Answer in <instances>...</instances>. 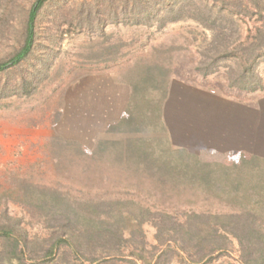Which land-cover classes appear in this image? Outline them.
<instances>
[{
    "label": "rangeland",
    "instance_id": "obj_1",
    "mask_svg": "<svg viewBox=\"0 0 264 264\" xmlns=\"http://www.w3.org/2000/svg\"><path fill=\"white\" fill-rule=\"evenodd\" d=\"M83 1L101 2L95 10L101 18L109 14L101 26L69 23L61 15L53 23L58 6ZM153 1L139 21L122 12L123 0H54L40 21L41 46L28 62L0 74V225L15 226L30 240L24 255L0 240V264H238L246 217L261 218L264 227V208L233 207L249 201L245 194H258L252 187L244 192L242 185L230 198L224 192L238 183L232 176L244 182L242 168L250 158L235 168L237 158L209 161V155L173 146L160 112L172 81L235 96L254 93L229 85V62L219 61L220 69L207 76L197 66L215 42L244 41L259 22L242 11L237 31H221L202 10L214 0H169L171 13L162 10V0ZM34 2L0 0V16L6 4L4 19L20 24ZM136 6L135 13H142ZM114 10L119 15L110 14ZM13 41L0 33V54ZM258 73L262 91L264 62ZM20 77L26 80L15 86ZM203 170L212 176L211 190L201 184ZM193 211L231 218L214 233L231 239L227 248L204 263L189 251L186 234L198 229ZM66 218L100 220L101 228L124 241L112 243L105 233L77 252L65 245L51 250L56 238L50 225Z\"/></svg>",
    "mask_w": 264,
    "mask_h": 264
},
{
    "label": "trees",
    "instance_id": "obj_2",
    "mask_svg": "<svg viewBox=\"0 0 264 264\" xmlns=\"http://www.w3.org/2000/svg\"><path fill=\"white\" fill-rule=\"evenodd\" d=\"M109 1L111 0H108V2ZM162 1V10L167 13L174 11L175 6H170L168 2L169 0ZM214 1L215 2L212 0V4L205 3L203 5L205 9L202 10L209 13L216 23L219 22V24H216L215 26H222L221 31L232 27L235 29V26L237 31L239 13H242V11L247 13L250 17L256 16L259 25L255 27V32L249 36L248 39L244 41H239L238 39L237 44H234L233 46L225 41L219 44L215 42L208 51L206 50L201 54L202 58L197 66L198 71L205 76L211 75L220 69V64L218 63L222 60L226 63H231V65L228 66L229 85L231 87H237L249 92H255L262 89L263 78L258 73V66L264 62V0ZM53 2L54 0H35L34 4H32L27 10L25 18L20 24H16L14 20H10L9 18L7 20L4 19L6 8L9 9V6H6V4L3 5L2 9L3 11L5 10V13L1 14L2 16H0V20H2L4 24L2 23L3 26L0 33L6 36L7 34L14 36L15 41H13L10 50L0 54V74L7 73L9 69L20 67L28 62L36 52L38 46H41L44 39H42L43 37L40 32V21L46 12V9L49 8ZM95 2L96 3H93L92 1H83L79 4H73L70 6H58L55 11L53 23L56 25L58 21L56 18L61 15V17L65 18L69 23L75 22L79 25H87L90 23L101 26L109 14L106 15L105 18H101L100 13L95 10V7L100 8L101 2ZM152 2L154 1L123 0L122 12L133 13L140 21L142 17L150 14L148 9H150L149 7L152 5ZM138 3L143 11L142 13H135L134 11L136 7H138L136 6ZM78 6L79 9L76 8ZM180 9L184 11L185 7ZM94 12L96 15L93 17ZM113 13H117V10H114L110 14ZM117 14L119 15V12ZM96 17L98 18L96 19ZM225 36L224 33L222 38L225 39ZM211 51L216 52L217 55L209 56ZM43 61L44 60H41L42 63ZM31 77L33 78L34 76ZM22 79L26 80L25 77L18 78L15 86H19V82L22 84ZM166 91L167 88L164 93L165 97L163 98L162 105L166 98ZM32 93V90L28 92V94ZM149 101H152V99ZM160 112L162 116V106ZM201 165L209 169H213L215 166L218 167L217 164L211 163H203ZM191 171L201 173L199 170L195 171L193 169ZM202 173L204 174L201 184L205 190H211L210 184H212V176L210 177V173L206 170H203ZM243 174L246 175V177L242 183L240 178L233 176V180L238 183H230V181H227V183L230 184H228V190H224V192L226 191L228 198L232 197V193L239 190L238 188H241L242 185L244 192L245 190H248L245 188L248 185L258 194L250 197L248 194H245L244 199H249V201L246 203L235 204L233 207L244 208L249 205V207L257 206V208H264V164L259 158L253 157L242 168V175ZM225 185L226 184L224 183L222 188L226 187ZM252 199H257L254 204L252 203L253 201H251ZM229 204L231 203H228V205ZM245 213L247 215H255L251 210H246ZM190 217L195 220L198 227L194 234H186L190 245L189 251L191 249L195 250L192 257H197V260H195L196 262H206L205 257H212L214 253L227 248L228 240L231 239L222 234H214L218 231L221 232L220 229H226L227 225L231 223V218L227 212L213 215L210 213L207 214L205 212L193 211L190 214ZM261 223L262 221L259 217H246V221H244L245 232L242 233L243 237L238 239L237 242L240 250V261L238 264H264V227L261 226ZM101 224L100 220L82 218L74 221L72 218H66L65 222H58L55 225H50V227L55 229L54 238H56L55 242L51 244V250L55 247L56 250H58L62 245H65L68 249L77 252L86 248L87 243H90L93 239H105V237H107V234L105 233H110L109 238L111 239L109 240L112 243L120 244L124 241L122 234L111 233V229L108 230L107 228H101ZM16 230L15 226L9 224L0 225V240L3 243H11L14 251L16 250L17 255H24L30 245V240L27 235L23 237L20 234H17ZM181 247L184 249V246ZM189 255L191 256V252H189Z\"/></svg>",
    "mask_w": 264,
    "mask_h": 264
},
{
    "label": "crops",
    "instance_id": "obj_3",
    "mask_svg": "<svg viewBox=\"0 0 264 264\" xmlns=\"http://www.w3.org/2000/svg\"><path fill=\"white\" fill-rule=\"evenodd\" d=\"M162 117L171 144L195 155L264 159V90L235 96L185 81L167 86ZM216 156V157H214ZM230 166V167H231Z\"/></svg>",
    "mask_w": 264,
    "mask_h": 264
}]
</instances>
